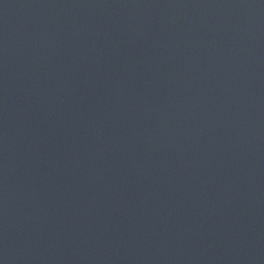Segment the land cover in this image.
I'll use <instances>...</instances> for the list:
<instances>
[{
    "label": "water",
    "instance_id": "95a60500",
    "mask_svg": "<svg viewBox=\"0 0 264 264\" xmlns=\"http://www.w3.org/2000/svg\"><path fill=\"white\" fill-rule=\"evenodd\" d=\"M0 264H264V0H0Z\"/></svg>",
    "mask_w": 264,
    "mask_h": 264
}]
</instances>
